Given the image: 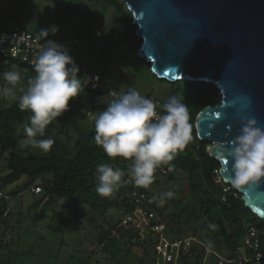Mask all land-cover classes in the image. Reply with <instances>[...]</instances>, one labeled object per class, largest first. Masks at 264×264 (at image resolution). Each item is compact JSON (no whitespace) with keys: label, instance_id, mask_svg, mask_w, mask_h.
<instances>
[{"label":"rangeland","instance_id":"1","mask_svg":"<svg viewBox=\"0 0 264 264\" xmlns=\"http://www.w3.org/2000/svg\"><path fill=\"white\" fill-rule=\"evenodd\" d=\"M76 1L0 0V29L39 35L40 28L55 26L58 33L48 39L70 51L80 72L103 71L106 82L116 93L132 87L147 98L162 99L165 85L149 70L150 63L138 56L141 44L134 50L126 47V33L133 29L136 34L137 30L127 6L119 0L123 14L109 3L111 0ZM73 39L79 44H73ZM8 55L18 65L8 67L7 62L0 63V88L6 86L3 73L17 71L21 76L16 92L19 96V89L26 88L31 72L21 66L15 54ZM3 98L0 109L9 108L16 101ZM30 115L28 112L25 121L17 126L20 139L17 151L25 157L31 154L70 157L76 154L78 142L95 144L94 121L86 114L71 115L67 111L48 126L44 137H38L55 141L50 150L24 145L22 126ZM10 153L11 150L0 147V178L9 173ZM110 164L130 166L122 158ZM48 179L50 176L37 179L24 176L14 183L0 182V191L6 197L0 199V205L11 211L0 218V264H217L221 259L229 263L234 257L233 250L217 235L216 225L209 229L208 221L191 210L179 216V210L194 207L190 187L182 175L173 172L169 177L157 179L146 189L145 200L131 213L126 207L134 199H129L128 191L122 190L124 177L112 196L101 197L95 191V176L94 186L79 201L32 193L33 188L43 187ZM169 190L175 195L163 206L151 202L155 195ZM148 205L157 209L155 214L165 225L160 236L145 218L143 210ZM248 222L264 229V221L248 219ZM228 227L231 233H236ZM241 242L240 238L235 240V254L241 251Z\"/></svg>","mask_w":264,"mask_h":264},{"label":"water","instance_id":"2","mask_svg":"<svg viewBox=\"0 0 264 264\" xmlns=\"http://www.w3.org/2000/svg\"><path fill=\"white\" fill-rule=\"evenodd\" d=\"M121 2L132 14L136 36L142 40L137 54L151 64L159 80L199 82L219 90L220 104L206 107L197 116V137L209 144L207 154L221 164L224 183L264 221V181L234 187L231 157L242 121L254 117L264 127V0Z\"/></svg>","mask_w":264,"mask_h":264},{"label":"clouds","instance_id":"3","mask_svg":"<svg viewBox=\"0 0 264 264\" xmlns=\"http://www.w3.org/2000/svg\"><path fill=\"white\" fill-rule=\"evenodd\" d=\"M58 31L55 26L40 28L38 39L43 38L44 43L34 64L35 76L27 81L26 88L19 89V96L16 92L21 76L17 71L3 73L6 86L0 88V96L16 100L20 111L31 114L22 126L25 138L21 143L45 152L55 141L38 137L45 136L48 126L69 110L70 101L83 90L80 69L70 51L48 39ZM105 101L106 107L93 116L95 143L110 160L122 158L130 166L125 172L110 163H98L95 191L101 197L112 196L125 175L134 186L147 189L156 170L173 160L191 140L188 108L173 96L162 105L160 114L152 99L132 87L118 94L110 91L99 103ZM231 157L234 187L258 186L264 181V127L254 117L242 121L232 141ZM174 195L171 190L160 192L151 202L163 206Z\"/></svg>","mask_w":264,"mask_h":264},{"label":"trees","instance_id":"4","mask_svg":"<svg viewBox=\"0 0 264 264\" xmlns=\"http://www.w3.org/2000/svg\"><path fill=\"white\" fill-rule=\"evenodd\" d=\"M80 1L81 0H77L76 2L78 3ZM109 3L116 8L117 12H122L124 14L123 5L119 0H111ZM125 38L126 47L130 50H134L138 45L142 44V40L137 38L133 29H130L126 33ZM6 62L8 63V67H12L13 64L18 65L17 60L12 59L9 55H2L0 57V63ZM148 65L150 70L151 65ZM21 66L27 67L30 70L29 79L35 76L34 66ZM79 75L81 77L83 90L75 100L70 101L68 112L71 115L74 113L88 115L97 110L96 93L90 90L83 82L82 72H79ZM159 81L165 85L164 96L162 99L159 98L162 105L173 96L177 97L181 103H184L188 108V122L193 132V137H191L186 147L175 154L173 160L169 161L174 168L176 176L182 175L186 177V184L190 187L191 198L194 203L192 209L186 206L181 212L179 210V216L191 210L194 214L208 221L209 229V225H216L218 230L217 235L222 238L224 244L229 249H232L235 254V240L238 238L241 240L243 238L247 227H254L249 224L248 219L254 221L262 220L246 207L245 203L242 201V195L235 189L231 188L228 193H225L222 185L216 182L217 178L220 176L221 164L207 154V147L209 145L199 141L197 137L195 130L197 116L206 107H214L220 104V92L211 84L199 82L191 83L187 81L176 83H169L165 80ZM1 84L2 81L0 79V85ZM105 107L106 106H104L103 109ZM27 116L28 112L20 111L17 106V101L9 108L0 109V147L3 150H11L8 159L9 173L3 178H0V182L3 184H10L19 181L24 176L34 179L50 176V179L42 184L41 194L50 198L67 199L70 201L81 200V198L94 186L92 180H94L96 176V165L100 162L111 163L114 162V160H110L96 143L94 145H85L80 142L77 143L76 154L70 157L56 154L47 156L31 154L27 157L21 155L17 151L20 140L17 126L23 123ZM119 166L125 172L129 167L125 164ZM140 189L143 193L144 189ZM122 190L128 191L125 181H123ZM0 193L2 192L0 191ZM4 198L6 197L2 193L0 199ZM129 199L132 198L129 196ZM136 206H138L137 201L134 200L132 205H127V211L131 213ZM8 209V207L0 205V218L7 217ZM149 209H152V212L156 214L158 211L154 209L153 206L149 207V205L143 210L145 218L151 222V228L155 231L157 236H160L162 233L157 232L155 229L157 226H162L164 230L165 225L160 221L159 215H156L157 219L155 221L150 220L149 214L151 211ZM10 212L9 209V213ZM228 226L235 229L236 233H231ZM254 228L261 234L260 239L264 252V229ZM117 232L119 235L125 237L122 231L117 230ZM143 243H146V241Z\"/></svg>","mask_w":264,"mask_h":264},{"label":"built area","instance_id":"5","mask_svg":"<svg viewBox=\"0 0 264 264\" xmlns=\"http://www.w3.org/2000/svg\"><path fill=\"white\" fill-rule=\"evenodd\" d=\"M39 35L24 32L19 30H2L0 29V57L2 55H8L13 53L19 59V62L22 65H29L34 66L37 55L40 50V46L44 43L42 38L38 39ZM73 44H79L77 39L72 40ZM96 77H99L97 80ZM82 79L83 82L90 88V90L96 93V103H97V110L95 112L89 113L88 117L91 121H93V116L100 111H102L103 107L106 106V101L104 103H99L101 98H106L110 91L116 93L109 82H106L103 71L98 70L94 73L91 72H82ZM118 94V93H117ZM152 99L157 105L158 113L162 114L161 112V105L162 102L157 97H148ZM3 101V96H0V105ZM191 137H193V132L191 130ZM127 172V171H126ZM174 172V168L168 162L167 164L162 165L159 167L155 172V178H166L171 176ZM125 185L128 188V195L137 201V205L145 200V191L142 193L141 189L134 186L131 181V178L125 175L124 178ZM217 183L221 184L224 192L228 193L231 188V185L224 183L223 179L219 176L216 180ZM32 193L34 194H41L42 187L38 186L32 189ZM0 197H2V193H0ZM225 200V199H223ZM9 213V209L7 210ZM150 220H156L157 216L155 213L151 212L149 214ZM126 224V223H125ZM157 232H161L163 230L162 226H157L155 229ZM260 232L255 229L254 227H247L245 234L242 238L241 242V251H238L234 254L232 261L229 262L231 264H264V252L262 250V243L260 239ZM225 260H219L217 264H229Z\"/></svg>","mask_w":264,"mask_h":264},{"label":"snow or ice","instance_id":"6","mask_svg":"<svg viewBox=\"0 0 264 264\" xmlns=\"http://www.w3.org/2000/svg\"><path fill=\"white\" fill-rule=\"evenodd\" d=\"M184 50H186V48H185ZM149 59H151L153 62L156 61V59H155V57H154L153 55H150V56H149ZM163 74H164V75H171L170 72H165V73H163ZM175 78H176V79H181V77L178 76V75H177ZM225 163H228V161H225Z\"/></svg>","mask_w":264,"mask_h":264},{"label":"bare ground","instance_id":"7","mask_svg":"<svg viewBox=\"0 0 264 264\" xmlns=\"http://www.w3.org/2000/svg\"><path fill=\"white\" fill-rule=\"evenodd\" d=\"M150 61V60H149Z\"/></svg>","mask_w":264,"mask_h":264}]
</instances>
